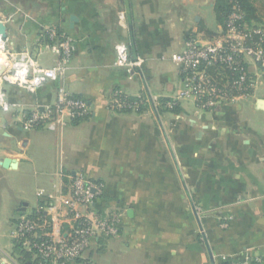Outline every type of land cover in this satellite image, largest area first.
<instances>
[{
    "label": "crops",
    "instance_id": "crops-1",
    "mask_svg": "<svg viewBox=\"0 0 264 264\" xmlns=\"http://www.w3.org/2000/svg\"><path fill=\"white\" fill-rule=\"evenodd\" d=\"M219 2L0 0L9 48L35 65L60 60L52 30L75 45L65 73L35 92L0 82L10 106L0 107V264H46L19 246L15 225L38 211L50 218L78 175L102 185L97 210L122 217L119 234L94 239L76 264H264V77L250 60L248 94L210 109L162 101L185 87L172 54L191 37L215 38ZM118 44L142 59L135 72L115 66ZM62 91L89 114L25 129L23 115L55 106ZM130 98L137 107L117 106Z\"/></svg>",
    "mask_w": 264,
    "mask_h": 264
},
{
    "label": "built area",
    "instance_id": "built-area-1",
    "mask_svg": "<svg viewBox=\"0 0 264 264\" xmlns=\"http://www.w3.org/2000/svg\"><path fill=\"white\" fill-rule=\"evenodd\" d=\"M239 0H230V11L218 29L214 39L204 42L196 37L186 41L182 51L171 58L180 69L185 87L175 101L165 103L174 107L184 97H193L203 108H213L235 95L250 93L255 81L248 68L251 60L264 77V25H255L248 20ZM60 60L53 67L37 66L25 53H16L9 48L7 37L0 35V82L35 92L50 80L61 77L75 51L74 40L52 30L46 37ZM115 66L135 72L142 59H133L124 44L116 47ZM58 103L46 111L34 109L23 115L25 129H34L56 123L67 111L72 119L89 114L85 100L61 92ZM138 102L119 99L120 108H133ZM0 107L8 111L0 89ZM103 194L101 184L78 175L72 179L69 192L60 197V205L49 207L51 217L42 211L23 215L15 225L16 242L37 255L46 264H76L83 258L91 243L97 238L116 237L121 229L120 211H99L97 200ZM259 259L246 257L241 261L223 264H259Z\"/></svg>",
    "mask_w": 264,
    "mask_h": 264
},
{
    "label": "trees",
    "instance_id": "trees-1",
    "mask_svg": "<svg viewBox=\"0 0 264 264\" xmlns=\"http://www.w3.org/2000/svg\"><path fill=\"white\" fill-rule=\"evenodd\" d=\"M239 1L241 2L243 8L245 9V11L248 15L247 16L248 20L254 19L253 13L255 12V9H254L252 3L249 0H239ZM229 11H230V0H220L219 4L217 6V12H218V15L220 17L221 24H224ZM127 100L130 102H138L139 101L138 98H130ZM162 101H163V103H166L168 100H162ZM19 246H21V245L19 244Z\"/></svg>",
    "mask_w": 264,
    "mask_h": 264
},
{
    "label": "rangeland",
    "instance_id": "rangeland-1",
    "mask_svg": "<svg viewBox=\"0 0 264 264\" xmlns=\"http://www.w3.org/2000/svg\"><path fill=\"white\" fill-rule=\"evenodd\" d=\"M255 12L253 13L254 18L259 21V23L264 25V0H249Z\"/></svg>",
    "mask_w": 264,
    "mask_h": 264
},
{
    "label": "water",
    "instance_id": "water-1",
    "mask_svg": "<svg viewBox=\"0 0 264 264\" xmlns=\"http://www.w3.org/2000/svg\"><path fill=\"white\" fill-rule=\"evenodd\" d=\"M75 18L72 17V20H74ZM0 35H2L3 37H7V33L5 30L4 25L0 22ZM13 166H15V163H13Z\"/></svg>",
    "mask_w": 264,
    "mask_h": 264
}]
</instances>
